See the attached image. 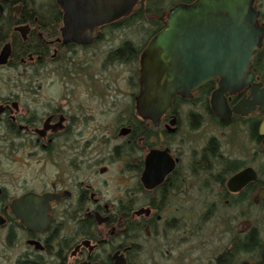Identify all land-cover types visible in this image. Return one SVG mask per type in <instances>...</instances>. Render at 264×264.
I'll list each match as a JSON object with an SVG mask.
<instances>
[{"label":"flooded vegetation","instance_id":"obj_1","mask_svg":"<svg viewBox=\"0 0 264 264\" xmlns=\"http://www.w3.org/2000/svg\"><path fill=\"white\" fill-rule=\"evenodd\" d=\"M191 1L0 0V264H197L211 214L264 206V32L251 81L137 107L142 50Z\"/></svg>","mask_w":264,"mask_h":264},{"label":"water","instance_id":"obj_2","mask_svg":"<svg viewBox=\"0 0 264 264\" xmlns=\"http://www.w3.org/2000/svg\"><path fill=\"white\" fill-rule=\"evenodd\" d=\"M256 14L251 0H193L171 7L140 55L138 109L154 116L169 107L175 91L188 92L212 78L221 89L251 81L250 63L264 32L255 25ZM254 178V171L246 168L227 186L235 183L236 191ZM255 198H264V187Z\"/></svg>","mask_w":264,"mask_h":264},{"label":"rangeland","instance_id":"obj_3","mask_svg":"<svg viewBox=\"0 0 264 264\" xmlns=\"http://www.w3.org/2000/svg\"><path fill=\"white\" fill-rule=\"evenodd\" d=\"M239 138L243 140L241 134ZM7 158L6 155L0 154L1 164L6 168L8 164ZM252 167L255 168L258 174L260 173L259 175L264 176L263 155L256 157ZM247 198L248 200L235 204V216H233V211L231 210H226L217 216H212L211 214L205 222V228L202 233L192 238V246L195 247L192 252V258L197 261V264H213L214 255L229 245V239L234 232L243 233L250 227H255L259 232V238L264 240V206L253 202L251 196ZM200 240L203 242L202 244H200ZM186 250L187 252L189 251L188 244ZM238 259L250 261L252 256L243 253ZM189 262L195 264L194 261Z\"/></svg>","mask_w":264,"mask_h":264},{"label":"trees","instance_id":"obj_4","mask_svg":"<svg viewBox=\"0 0 264 264\" xmlns=\"http://www.w3.org/2000/svg\"><path fill=\"white\" fill-rule=\"evenodd\" d=\"M259 52L256 53L254 67L257 65L256 60ZM246 198H236L235 204L248 200ZM257 231L255 227H250L243 233L234 232L229 239V245L215 254L213 264H264V240L259 238V232ZM243 253L250 254L252 260H239L238 257Z\"/></svg>","mask_w":264,"mask_h":264},{"label":"bare ground","instance_id":"obj_5","mask_svg":"<svg viewBox=\"0 0 264 264\" xmlns=\"http://www.w3.org/2000/svg\"><path fill=\"white\" fill-rule=\"evenodd\" d=\"M257 230V229H256ZM258 232V231H257Z\"/></svg>","mask_w":264,"mask_h":264}]
</instances>
